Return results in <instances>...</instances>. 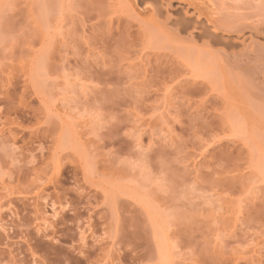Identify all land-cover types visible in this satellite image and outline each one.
I'll list each match as a JSON object with an SVG mask.
<instances>
[{"label": "rangeland", "instance_id": "374dc122", "mask_svg": "<svg viewBox=\"0 0 264 264\" xmlns=\"http://www.w3.org/2000/svg\"><path fill=\"white\" fill-rule=\"evenodd\" d=\"M159 5L0 0V264H264V36L168 20L264 34V0Z\"/></svg>", "mask_w": 264, "mask_h": 264}, {"label": "bare ground", "instance_id": "6f19581e", "mask_svg": "<svg viewBox=\"0 0 264 264\" xmlns=\"http://www.w3.org/2000/svg\"><path fill=\"white\" fill-rule=\"evenodd\" d=\"M138 1L142 2L143 0H138ZM154 1H159V4H161L159 6L163 7L164 10L167 12V7L170 6L172 0H154ZM157 7L158 6L155 7L156 10L160 8V7L159 8ZM189 7L188 5L187 6L177 5L175 8L176 12L172 14L171 17L167 15L166 16L163 15V16H165L164 18L166 19L170 17L168 20H170V22L175 26L178 32L187 34V36L188 37L190 36L191 39L200 41L202 44L206 46H214L219 50L229 53L230 55L236 56V54H238L241 51V49L247 47V45L245 46V43L246 42L249 43L250 41L248 40H252L256 36H264V34H261L262 33L261 30L260 32L257 30L255 31L249 30V32H247L246 34L240 33V32H231L227 30L228 28L225 29V28H222L220 25H217V23L215 24L214 23L215 21L211 22L213 20L209 21L207 17L206 18L201 17V14L199 13V11H195ZM261 206H262V202L259 201L258 207L261 208ZM44 234L43 236H46ZM29 252L32 253V255L35 254V251L32 250L31 248ZM22 259L24 260L25 258H22ZM22 259H20V262H22L21 261ZM43 262H46V261L43 260L42 263Z\"/></svg>", "mask_w": 264, "mask_h": 264}]
</instances>
